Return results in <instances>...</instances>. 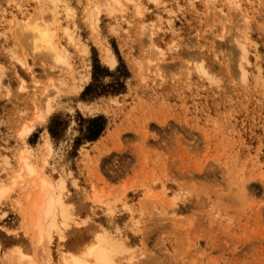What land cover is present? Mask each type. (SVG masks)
Wrapping results in <instances>:
<instances>
[{
    "label": "rangeland",
    "instance_id": "rangeland-1",
    "mask_svg": "<svg viewBox=\"0 0 264 264\" xmlns=\"http://www.w3.org/2000/svg\"><path fill=\"white\" fill-rule=\"evenodd\" d=\"M104 6L0 0V264L36 253L25 182L12 184L23 150L71 204L51 264L102 228L130 249L116 264H264V0ZM21 20L52 32L68 67Z\"/></svg>",
    "mask_w": 264,
    "mask_h": 264
},
{
    "label": "bare ground",
    "instance_id": "bare-ground-1",
    "mask_svg": "<svg viewBox=\"0 0 264 264\" xmlns=\"http://www.w3.org/2000/svg\"><path fill=\"white\" fill-rule=\"evenodd\" d=\"M122 1L126 0H103L105 5L104 8L106 9L105 11H108V13L110 14H112V12L114 13V11L116 10V6L119 7ZM95 9L98 12L97 6H95ZM30 21L31 20H21L19 21V23L20 29L23 30L24 33L33 34V49H37L38 52H41L40 54L50 59L53 66L68 67V53L64 48L61 49L56 45V43L53 41V33L47 30H42L37 26L31 25ZM88 23L90 22L88 21ZM90 24L91 28L95 30L96 24L95 26L94 23ZM69 40L71 41V37H69ZM152 50L155 52V56H161L162 50L159 47L152 44ZM104 58L106 64H108L109 66L113 67L115 65V58L112 54H110L109 50L105 51ZM199 71L203 75H208L203 65L199 66ZM42 112L43 114H38L36 117L37 121H39L40 123L44 121V119L49 115L50 108L46 106L45 110ZM32 130L33 127L31 124H25L21 127L18 134L23 142L24 139H26L32 133ZM23 151H25V153L22 152L23 155H20L21 171L18 174L16 173V177L12 179V184H15V182L19 180H24L25 182V186L23 187L26 193L25 201L26 203H31H28L26 213H24L25 219H27L28 224H30L27 225L31 227L30 229L32 230L35 239L36 253L34 256H29L28 254L23 253L19 247H14L13 249H11V253L7 255L8 259H10L8 263L51 264L52 258L49 254L48 245L52 241L53 232L58 235L59 239H63V230L65 228L67 229L70 226L69 222H71L73 219L72 213L69 209L71 207V204L65 202L63 199V193L65 191V181L61 178V176L60 178H57V181H51V178L44 175L41 170H38V168H36L37 166L35 167L33 164H30L28 162L29 159H27L26 156L29 150ZM9 190V186H0V200L8 194ZM101 199V195L93 193L94 202H101ZM118 238L110 235L105 229L102 228L99 231L95 232L93 236L88 237L82 243L81 247L74 252H68L67 250V252H61L59 255L58 264H116L115 258L117 256L130 252V249L127 248L122 243V241H120V238Z\"/></svg>",
    "mask_w": 264,
    "mask_h": 264
},
{
    "label": "trees",
    "instance_id": "trees-1",
    "mask_svg": "<svg viewBox=\"0 0 264 264\" xmlns=\"http://www.w3.org/2000/svg\"><path fill=\"white\" fill-rule=\"evenodd\" d=\"M50 133H51V131H50ZM99 133H100V130H98V131L95 132V133L90 132L91 139L96 138V137L98 136Z\"/></svg>",
    "mask_w": 264,
    "mask_h": 264
}]
</instances>
